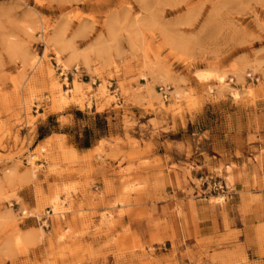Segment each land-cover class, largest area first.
I'll list each match as a JSON object with an SVG mask.
<instances>
[{
    "label": "rangeland",
    "instance_id": "374dc122",
    "mask_svg": "<svg viewBox=\"0 0 264 264\" xmlns=\"http://www.w3.org/2000/svg\"><path fill=\"white\" fill-rule=\"evenodd\" d=\"M260 146L264 0H0V264H264L179 223Z\"/></svg>",
    "mask_w": 264,
    "mask_h": 264
},
{
    "label": "crops",
    "instance_id": "0c3cea01",
    "mask_svg": "<svg viewBox=\"0 0 264 264\" xmlns=\"http://www.w3.org/2000/svg\"><path fill=\"white\" fill-rule=\"evenodd\" d=\"M260 148V152L264 150V146ZM246 157V161L236 160L230 173L233 181L232 200L219 204L198 198L188 201L195 215L190 218L187 227L185 221H179L185 231L198 233L200 238L211 236L220 241L222 247L230 248L234 235H240L245 245L250 244L251 235L256 229H264V153L257 155L253 152ZM201 162L205 163L204 160ZM195 239L194 236L190 239L191 245H194Z\"/></svg>",
    "mask_w": 264,
    "mask_h": 264
},
{
    "label": "trees",
    "instance_id": "16d2710c",
    "mask_svg": "<svg viewBox=\"0 0 264 264\" xmlns=\"http://www.w3.org/2000/svg\"><path fill=\"white\" fill-rule=\"evenodd\" d=\"M95 130L97 132H99V133H103L106 130V126L103 125L102 127H100V126L96 125L94 130L86 128L84 130V135H83L84 140H85L84 145H83L84 148H89L90 147V145L92 143L91 142V138L95 136V134L93 133Z\"/></svg>",
    "mask_w": 264,
    "mask_h": 264
},
{
    "label": "built area",
    "instance_id": "2783aa9c",
    "mask_svg": "<svg viewBox=\"0 0 264 264\" xmlns=\"http://www.w3.org/2000/svg\"><path fill=\"white\" fill-rule=\"evenodd\" d=\"M213 186H214V189L219 190V189H223L222 186H224V185H220V186H217V187H216V184H214Z\"/></svg>",
    "mask_w": 264,
    "mask_h": 264
},
{
    "label": "bare ground",
    "instance_id": "6f19581e",
    "mask_svg": "<svg viewBox=\"0 0 264 264\" xmlns=\"http://www.w3.org/2000/svg\"><path fill=\"white\" fill-rule=\"evenodd\" d=\"M200 76H203V78H208V77H209V74L206 73V74H202V75H200Z\"/></svg>",
    "mask_w": 264,
    "mask_h": 264
}]
</instances>
